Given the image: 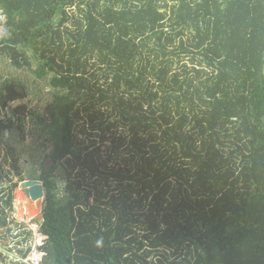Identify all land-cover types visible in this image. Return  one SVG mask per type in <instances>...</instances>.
<instances>
[{
	"label": "trees",
	"instance_id": "trees-1",
	"mask_svg": "<svg viewBox=\"0 0 264 264\" xmlns=\"http://www.w3.org/2000/svg\"><path fill=\"white\" fill-rule=\"evenodd\" d=\"M0 9V54L15 69L33 60L56 92L43 115L7 106L13 84L0 94V144L5 131L25 140L26 118L53 144L31 179L43 188L37 264H264V0ZM21 170L7 148L0 228Z\"/></svg>",
	"mask_w": 264,
	"mask_h": 264
},
{
	"label": "rangeland",
	"instance_id": "rangeland-1",
	"mask_svg": "<svg viewBox=\"0 0 264 264\" xmlns=\"http://www.w3.org/2000/svg\"><path fill=\"white\" fill-rule=\"evenodd\" d=\"M30 64V69L26 66L15 69L8 56L0 54V94H4L3 87L6 84L23 86L26 90V97L30 98L26 102L28 109L43 115L46 108L53 103V96L56 92L48 85V78H36L32 71L36 65L33 60ZM10 105V102H7V106L10 107ZM6 114L10 116L9 111L0 109V119L5 120ZM24 131L26 138L23 141L20 140L21 134L18 131L4 132L3 141L0 144V157L7 148H14L20 155L21 179L29 181L38 177L40 165L45 162V156L52 152L53 144L50 141H44L42 137H38V128L28 118L24 121ZM31 131L35 132L34 136L29 135ZM12 180L18 183L17 188L13 190L14 210L10 217L13 222L10 221L8 226L0 228V264H17L16 262L21 259L19 252H25L28 248L30 251L23 263L37 264L42 256L38 248L45 240L38 233L39 228L36 222L37 219L41 218V209L25 197L19 188L21 183L19 178L14 176ZM3 183V187L9 188L7 180Z\"/></svg>",
	"mask_w": 264,
	"mask_h": 264
},
{
	"label": "water",
	"instance_id": "water-1",
	"mask_svg": "<svg viewBox=\"0 0 264 264\" xmlns=\"http://www.w3.org/2000/svg\"><path fill=\"white\" fill-rule=\"evenodd\" d=\"M13 94L14 97L12 96ZM25 92L23 88L16 86L15 90L8 89L5 95V100L10 102L11 107L15 108L16 106L22 104V102L26 103L30 98L28 97H23L22 101L18 99L21 95H24ZM52 161L50 159L45 160L43 163V166L45 167L46 170L49 169L50 166H52ZM19 188L23 191L25 197L29 200H31L37 208L41 209V203L43 201V188H42V183L40 181L36 180H26L22 181L19 184ZM38 222V225L42 223V219L39 218L36 220Z\"/></svg>",
	"mask_w": 264,
	"mask_h": 264
},
{
	"label": "built area",
	"instance_id": "built-area-1",
	"mask_svg": "<svg viewBox=\"0 0 264 264\" xmlns=\"http://www.w3.org/2000/svg\"><path fill=\"white\" fill-rule=\"evenodd\" d=\"M6 22H7L6 15L0 9V40H2L4 35H5L4 32H5V28H6Z\"/></svg>",
	"mask_w": 264,
	"mask_h": 264
},
{
	"label": "bare ground",
	"instance_id": "bare-ground-1",
	"mask_svg": "<svg viewBox=\"0 0 264 264\" xmlns=\"http://www.w3.org/2000/svg\"><path fill=\"white\" fill-rule=\"evenodd\" d=\"M18 198V197H17ZM18 200V199H17ZM36 206V205H35ZM32 207V206H31ZM32 210V209H31Z\"/></svg>",
	"mask_w": 264,
	"mask_h": 264
},
{
	"label": "flooded vegetation",
	"instance_id": "flooded-vegetation-1",
	"mask_svg": "<svg viewBox=\"0 0 264 264\" xmlns=\"http://www.w3.org/2000/svg\"><path fill=\"white\" fill-rule=\"evenodd\" d=\"M14 97V95H12Z\"/></svg>",
	"mask_w": 264,
	"mask_h": 264
}]
</instances>
